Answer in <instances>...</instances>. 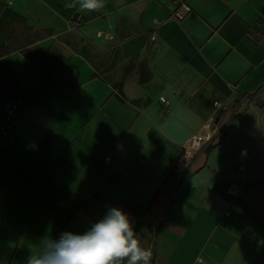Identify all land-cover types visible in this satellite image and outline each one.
Masks as SVG:
<instances>
[{
	"label": "crops",
	"instance_id": "0c3cea01",
	"mask_svg": "<svg viewBox=\"0 0 264 264\" xmlns=\"http://www.w3.org/2000/svg\"><path fill=\"white\" fill-rule=\"evenodd\" d=\"M71 3L0 0V264L111 207L152 237L150 264H264V0ZM155 42L216 91L217 116L160 88ZM212 118L211 144L159 193L162 147L178 159Z\"/></svg>",
	"mask_w": 264,
	"mask_h": 264
},
{
	"label": "clouds",
	"instance_id": "9594fccd",
	"mask_svg": "<svg viewBox=\"0 0 264 264\" xmlns=\"http://www.w3.org/2000/svg\"><path fill=\"white\" fill-rule=\"evenodd\" d=\"M81 10H99L103 0H73ZM152 251L142 246L130 214L111 207L84 233L64 231L46 236L27 258V264H150Z\"/></svg>",
	"mask_w": 264,
	"mask_h": 264
},
{
	"label": "rangeland",
	"instance_id": "374dc122",
	"mask_svg": "<svg viewBox=\"0 0 264 264\" xmlns=\"http://www.w3.org/2000/svg\"><path fill=\"white\" fill-rule=\"evenodd\" d=\"M145 62H157L156 71L160 88L162 90L169 87L173 88L176 95L203 118L209 119L217 116L224 109L216 91L206 85L205 82H201L189 68L183 66L177 58L169 53L162 43L155 42L153 46L149 47L145 55ZM147 73L148 71L144 69V77ZM123 78L121 74L110 77L112 82ZM164 152L167 154L162 156V164L159 167L161 175L159 193L170 187L174 163L180 154V149H168L167 146H163L162 153ZM167 205L170 206V203ZM139 238L143 247H151L152 237H148V232L145 234V238L143 236ZM165 252L167 253L165 256H167L169 253L167 247Z\"/></svg>",
	"mask_w": 264,
	"mask_h": 264
},
{
	"label": "built area",
	"instance_id": "2783aa9c",
	"mask_svg": "<svg viewBox=\"0 0 264 264\" xmlns=\"http://www.w3.org/2000/svg\"><path fill=\"white\" fill-rule=\"evenodd\" d=\"M179 9L183 10L186 13L190 12V8L184 4H178ZM177 6V7H178ZM176 16L178 12L176 11ZM161 102L166 104V100L161 98ZM9 116H14L21 109L20 101L13 102L6 106ZM216 126L215 118L210 119L184 147L182 154L177 159L174 168L172 177L175 180L181 179L186 172L188 171L193 159L197 154H199L208 144L211 143L214 136V127ZM106 162H110V158L106 159Z\"/></svg>",
	"mask_w": 264,
	"mask_h": 264
},
{
	"label": "trees",
	"instance_id": "16d2710c",
	"mask_svg": "<svg viewBox=\"0 0 264 264\" xmlns=\"http://www.w3.org/2000/svg\"><path fill=\"white\" fill-rule=\"evenodd\" d=\"M249 95H250V94H246V95L243 97V99H246V98H248V97H249ZM238 109H239V108H238ZM238 109H237L236 111H238ZM212 149H213V148H210V151H211ZM210 151H209V152H210Z\"/></svg>",
	"mask_w": 264,
	"mask_h": 264
}]
</instances>
